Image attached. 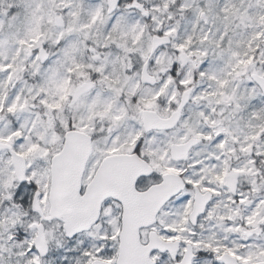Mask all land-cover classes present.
Segmentation results:
<instances>
[{
  "label": "snow or ice",
  "instance_id": "1",
  "mask_svg": "<svg viewBox=\"0 0 264 264\" xmlns=\"http://www.w3.org/2000/svg\"><path fill=\"white\" fill-rule=\"evenodd\" d=\"M0 264H264V0H0Z\"/></svg>",
  "mask_w": 264,
  "mask_h": 264
}]
</instances>
